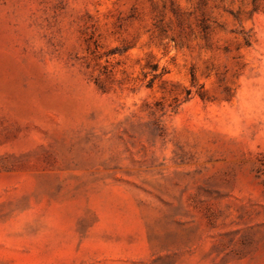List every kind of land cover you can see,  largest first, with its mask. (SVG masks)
<instances>
[{
	"label": "rangeland",
	"instance_id": "374dc122",
	"mask_svg": "<svg viewBox=\"0 0 264 264\" xmlns=\"http://www.w3.org/2000/svg\"><path fill=\"white\" fill-rule=\"evenodd\" d=\"M0 264H264V0H0Z\"/></svg>",
	"mask_w": 264,
	"mask_h": 264
}]
</instances>
